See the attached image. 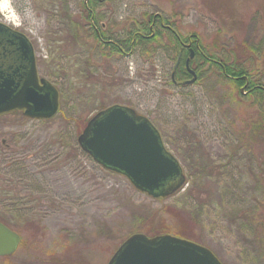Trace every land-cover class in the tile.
Returning <instances> with one entry per match:
<instances>
[{
	"label": "rangeland",
	"instance_id": "374dc122",
	"mask_svg": "<svg viewBox=\"0 0 264 264\" xmlns=\"http://www.w3.org/2000/svg\"><path fill=\"white\" fill-rule=\"evenodd\" d=\"M2 1L0 20L29 36L61 105L50 118L0 114V218L21 234L0 264H107L138 231L191 236L225 264H264V95L216 63L237 59L264 82V0ZM154 14L165 26L146 22L153 37L127 46ZM189 36L204 55L182 82L193 78L174 73ZM113 103L159 128L187 177L176 192L155 198L80 146Z\"/></svg>",
	"mask_w": 264,
	"mask_h": 264
},
{
	"label": "water",
	"instance_id": "95a60500",
	"mask_svg": "<svg viewBox=\"0 0 264 264\" xmlns=\"http://www.w3.org/2000/svg\"><path fill=\"white\" fill-rule=\"evenodd\" d=\"M193 78L197 75L195 70ZM189 80V81H190ZM60 91L38 69L29 36L0 20V114L22 110L50 118L60 109ZM80 146L104 167L126 175L134 186L159 198L186 182L180 160L166 147L153 121L121 103L98 110L78 135ZM21 234L0 219V255L13 253ZM107 264H225L207 245L172 233L130 234Z\"/></svg>",
	"mask_w": 264,
	"mask_h": 264
},
{
	"label": "trees",
	"instance_id": "16d2710c",
	"mask_svg": "<svg viewBox=\"0 0 264 264\" xmlns=\"http://www.w3.org/2000/svg\"><path fill=\"white\" fill-rule=\"evenodd\" d=\"M93 1H96V0H93ZM92 15H93V13L90 10H88L87 17L92 18ZM155 16H157V14L150 16L148 18V21L147 20L142 21L139 23V25H137L138 27H136L135 30L132 31L130 41H129V39L125 40V43L127 46L134 47L136 42L138 43L139 41H141L143 39H146L148 37H153V35H147L144 32H147V29H148V27H147L148 24L146 22L150 21L151 23H153V19ZM161 18L163 19L162 15H160V20H161ZM151 28L152 27L149 25L150 30H151ZM95 30H97V29L95 28ZM159 32H161V31H159ZM95 34L97 35V37L101 38V36H104V31L101 30V32L99 33V31L97 30L95 32ZM114 45H116L115 49L120 50L123 48V46L120 45L119 43L116 44L114 42ZM203 55H204V53H203V51H201L200 56H203ZM222 60L223 61L216 62V63H218L219 66L221 67L223 75H225L226 77H228V76L232 77V78L236 79L238 82L240 81V83H242L246 86L248 85V87H250V91L253 92L254 94H257L261 97L264 95V82L261 81L260 78H253L249 74V72L247 71V68L244 67V65L241 64L240 61H238L237 59L229 60L227 58H225V59L223 58ZM258 124H259V126H264V121L259 122ZM0 219L2 220V218H0ZM2 221H4V220H2ZM185 236L192 238L191 236H188V235H185Z\"/></svg>",
	"mask_w": 264,
	"mask_h": 264
},
{
	"label": "flooded vegetation",
	"instance_id": "af4514ba",
	"mask_svg": "<svg viewBox=\"0 0 264 264\" xmlns=\"http://www.w3.org/2000/svg\"><path fill=\"white\" fill-rule=\"evenodd\" d=\"M160 15H157V16H155L154 17V19H153V23H156V22H158V18L157 17H159ZM159 21H161V24L163 25V26H165V23H164V18L162 19L161 18V20H160V17H159ZM188 42H186L185 40H183L181 37H180V47L181 48H183V49H186L187 51H189V56H186L185 57V62H184V64H183V60H182V52L183 51H179V56H178V58H177V61H176V64H175V71H174V73L176 72V69L178 68V69H180V74H182V73H186V71H187V73H189V74H192V76L194 75L193 74V72H192V70L191 69H193V70H195V72H197L196 71V69H195V67H193V66H191V64H192V62L195 60V59H197L199 56H200V49L198 48V45H196V41H193V39H192V37L191 36H189L188 37ZM195 44V45H194ZM181 63H182V65L185 67V69L186 70H184V69H182L183 67H181L180 65H181ZM180 67V68H179ZM186 73V74H187ZM196 75H198L197 73H196ZM190 79H188L187 77L182 81V82H186V81H189ZM174 81H176V79L174 80ZM179 82V81H178Z\"/></svg>",
	"mask_w": 264,
	"mask_h": 264
},
{
	"label": "bare ground",
	"instance_id": "6f19581e",
	"mask_svg": "<svg viewBox=\"0 0 264 264\" xmlns=\"http://www.w3.org/2000/svg\"><path fill=\"white\" fill-rule=\"evenodd\" d=\"M1 6H2V8H5L6 7V0H3L2 1Z\"/></svg>",
	"mask_w": 264,
	"mask_h": 264
}]
</instances>
